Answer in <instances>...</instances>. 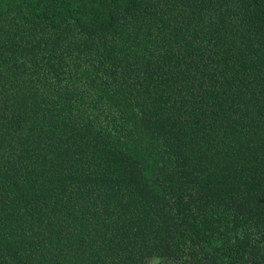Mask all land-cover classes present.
<instances>
[{"label":"trees","instance_id":"trees-1","mask_svg":"<svg viewBox=\"0 0 264 264\" xmlns=\"http://www.w3.org/2000/svg\"><path fill=\"white\" fill-rule=\"evenodd\" d=\"M264 264V0H0V264Z\"/></svg>","mask_w":264,"mask_h":264},{"label":"rangeland","instance_id":"rangeland-1","mask_svg":"<svg viewBox=\"0 0 264 264\" xmlns=\"http://www.w3.org/2000/svg\"><path fill=\"white\" fill-rule=\"evenodd\" d=\"M157 262H158L157 259H152V260L150 261V264H156Z\"/></svg>","mask_w":264,"mask_h":264}]
</instances>
